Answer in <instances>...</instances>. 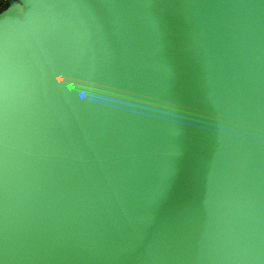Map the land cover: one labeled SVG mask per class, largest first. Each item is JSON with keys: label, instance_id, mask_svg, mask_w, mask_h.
Masks as SVG:
<instances>
[{"label": "water", "instance_id": "1", "mask_svg": "<svg viewBox=\"0 0 264 264\" xmlns=\"http://www.w3.org/2000/svg\"><path fill=\"white\" fill-rule=\"evenodd\" d=\"M0 264H264V0H8Z\"/></svg>", "mask_w": 264, "mask_h": 264}, {"label": "built area", "instance_id": "2", "mask_svg": "<svg viewBox=\"0 0 264 264\" xmlns=\"http://www.w3.org/2000/svg\"><path fill=\"white\" fill-rule=\"evenodd\" d=\"M8 0H0V9L6 4Z\"/></svg>", "mask_w": 264, "mask_h": 264}]
</instances>
